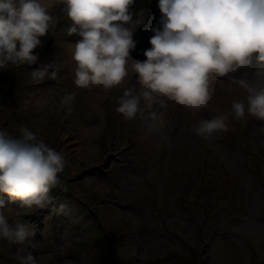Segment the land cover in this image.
Listing matches in <instances>:
<instances>
[{"label": "rangeland", "instance_id": "obj_1", "mask_svg": "<svg viewBox=\"0 0 264 264\" xmlns=\"http://www.w3.org/2000/svg\"><path fill=\"white\" fill-rule=\"evenodd\" d=\"M64 8L50 9L52 28L34 49L39 63L0 71V128L19 137L32 127L68 159L55 187L62 191L53 188L45 207L20 208L0 194L12 207L10 221L19 213L37 226L31 244L0 238V264H19L20 248L41 264H108L112 254L114 264H264V121L232 114V100L245 91L214 83L198 113L169 101L160 110L171 122L166 134L149 131L139 115L128 120L116 110L138 73L107 93L75 85L69 43L82 37L67 33ZM155 9L158 0L129 6L139 21L132 55L161 26ZM54 63L59 81L31 78L33 69ZM64 89L77 93L71 113L60 105ZM225 114L239 135L221 131L210 142L193 131L199 120Z\"/></svg>", "mask_w": 264, "mask_h": 264}, {"label": "clouds", "instance_id": "obj_2", "mask_svg": "<svg viewBox=\"0 0 264 264\" xmlns=\"http://www.w3.org/2000/svg\"><path fill=\"white\" fill-rule=\"evenodd\" d=\"M134 0H0V71L40 62L34 49L52 28L53 5H65L72 21L69 43L76 61L75 85L102 88L106 93L138 73L118 97L117 112L128 120L143 118L149 131L166 134L170 121L157 107L168 102L193 113L206 108L215 84L235 86L246 93L232 100V114L264 121V0H158L160 27L153 26L146 60L133 57V33L139 24L129 10ZM50 69H55L49 71ZM39 83L60 80L54 64L30 72ZM62 108L74 111L76 92L63 90ZM43 102H47L46 100ZM228 115L203 118L192 126L206 141L227 129ZM67 155L51 146L38 131L23 126L20 136L0 128V194H8L24 209L43 208L60 184ZM12 207L0 199V238L31 244L37 226L20 218L10 221ZM19 264H41V258L18 249Z\"/></svg>", "mask_w": 264, "mask_h": 264}, {"label": "trees", "instance_id": "obj_3", "mask_svg": "<svg viewBox=\"0 0 264 264\" xmlns=\"http://www.w3.org/2000/svg\"><path fill=\"white\" fill-rule=\"evenodd\" d=\"M24 67V66H23ZM17 80H20V81H24V78L23 77H20V79H17ZM249 121V119H247V118H245L244 120H243V122L244 123H247ZM232 132H234L236 135H239V133L240 132H238V131H234V130H231L230 128H229V130H228V133L229 134H231ZM55 189V191H53V193H60L62 190H60L59 188H54ZM30 215V214H29ZM28 217V216H27ZM27 217H24L23 218V220H25ZM26 221H29L28 219L26 220ZM114 254H112V255H110L107 259H108V261H109V263L108 264H114V257L115 256H113ZM105 264V263H104Z\"/></svg>", "mask_w": 264, "mask_h": 264}, {"label": "bare ground", "instance_id": "obj_4", "mask_svg": "<svg viewBox=\"0 0 264 264\" xmlns=\"http://www.w3.org/2000/svg\"><path fill=\"white\" fill-rule=\"evenodd\" d=\"M137 57H138V56H137ZM141 60H146V59H144V58H141ZM157 107H158V106H157ZM158 108L161 110V106H159Z\"/></svg>", "mask_w": 264, "mask_h": 264}]
</instances>
